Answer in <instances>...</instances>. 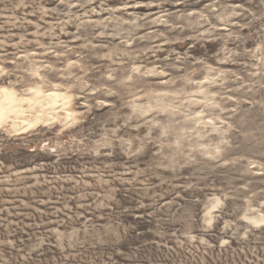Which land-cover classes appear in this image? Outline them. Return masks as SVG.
<instances>
[{
    "label": "rangeland",
    "instance_id": "374dc122",
    "mask_svg": "<svg viewBox=\"0 0 264 264\" xmlns=\"http://www.w3.org/2000/svg\"><path fill=\"white\" fill-rule=\"evenodd\" d=\"M4 94L0 264H264V0H0Z\"/></svg>",
    "mask_w": 264,
    "mask_h": 264
},
{
    "label": "bare ground",
    "instance_id": "6f19581e",
    "mask_svg": "<svg viewBox=\"0 0 264 264\" xmlns=\"http://www.w3.org/2000/svg\"><path fill=\"white\" fill-rule=\"evenodd\" d=\"M13 96L4 94L5 99L0 100V122L4 121L9 113L18 112L16 110V108L18 107L17 104H19V103L18 102L16 103V97L14 99ZM0 99H1V97H0ZM16 105H17V107H16Z\"/></svg>",
    "mask_w": 264,
    "mask_h": 264
}]
</instances>
